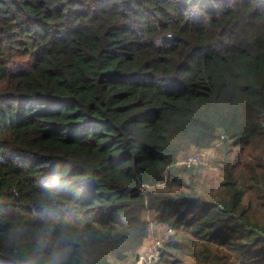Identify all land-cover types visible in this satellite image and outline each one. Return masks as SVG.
Masks as SVG:
<instances>
[{
	"label": "trees",
	"instance_id": "16d2710c",
	"mask_svg": "<svg viewBox=\"0 0 264 264\" xmlns=\"http://www.w3.org/2000/svg\"><path fill=\"white\" fill-rule=\"evenodd\" d=\"M147 212L158 264H264V0H0V264L125 262Z\"/></svg>",
	"mask_w": 264,
	"mask_h": 264
},
{
	"label": "rangeland",
	"instance_id": "374dc122",
	"mask_svg": "<svg viewBox=\"0 0 264 264\" xmlns=\"http://www.w3.org/2000/svg\"><path fill=\"white\" fill-rule=\"evenodd\" d=\"M216 150H209L202 153H195L192 154L187 160H192L191 163L196 164L201 162V164H208L210 161L215 157ZM186 160V164H187ZM146 220L149 222L150 225V235L149 238L145 241L142 248L129 255L125 262L122 263H115V264H138L139 257L150 254L151 252L155 251V248L158 246V244H161L164 248L165 242H167L171 236L170 231L167 229V227L160 222H157L154 218V215H152L150 212H147L145 214ZM160 259L154 260L151 264H158L160 262Z\"/></svg>",
	"mask_w": 264,
	"mask_h": 264
},
{
	"label": "clouds",
	"instance_id": "9594fccd",
	"mask_svg": "<svg viewBox=\"0 0 264 264\" xmlns=\"http://www.w3.org/2000/svg\"><path fill=\"white\" fill-rule=\"evenodd\" d=\"M72 242H73L72 238L66 239V243L69 248L71 247ZM38 248H39V251H37L33 256L27 259L25 264H45L44 251H43L44 244L43 243L39 244ZM65 250H59L49 255L47 258V264H62Z\"/></svg>",
	"mask_w": 264,
	"mask_h": 264
},
{
	"label": "built area",
	"instance_id": "2783aa9c",
	"mask_svg": "<svg viewBox=\"0 0 264 264\" xmlns=\"http://www.w3.org/2000/svg\"><path fill=\"white\" fill-rule=\"evenodd\" d=\"M191 162H192L191 159L190 161L187 160V165L188 166L192 165L193 163ZM161 254H162V245L158 244L154 252L139 257L138 264H151L154 260L161 258Z\"/></svg>",
	"mask_w": 264,
	"mask_h": 264
}]
</instances>
